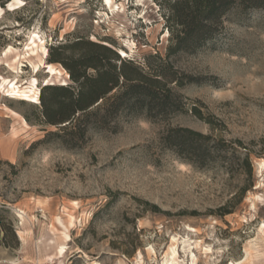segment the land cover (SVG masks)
<instances>
[{"label": "rangeland", "instance_id": "obj_1", "mask_svg": "<svg viewBox=\"0 0 264 264\" xmlns=\"http://www.w3.org/2000/svg\"><path fill=\"white\" fill-rule=\"evenodd\" d=\"M171 1L0 2V264H264V8L235 9L203 47L170 53ZM90 41L162 75L184 109L74 133L48 123L43 88L77 92L69 68L97 52ZM179 126L220 149L199 165L167 148Z\"/></svg>", "mask_w": 264, "mask_h": 264}, {"label": "trees", "instance_id": "obj_2", "mask_svg": "<svg viewBox=\"0 0 264 264\" xmlns=\"http://www.w3.org/2000/svg\"><path fill=\"white\" fill-rule=\"evenodd\" d=\"M0 2L4 5L9 2ZM253 8H264V0H173L167 14L168 28L172 33L170 53L194 52L212 40L221 30L224 18L233 10L242 12ZM77 40L76 44H81ZM96 53L80 56L75 68H69L72 79L79 84L78 91L65 84H46L43 93L52 91L53 98L42 96V113L50 124L68 122L61 128L70 133L85 131L89 123L108 127L109 121L123 111L144 113L154 118L166 117L184 109L180 94L168 87L160 74L144 71L128 56H120L110 46L90 41ZM113 59L121 61V70L111 66ZM51 61H56L53 58ZM88 68L96 73L89 75ZM172 81L182 84L175 76ZM122 79V81H120ZM190 77V81L194 80ZM116 90L114 94H110ZM195 115L202 116L197 106L192 108ZM209 122H211L209 120ZM84 134V132H82ZM167 148L193 160L199 165L213 157L220 147L212 136L189 127H170L161 137ZM239 146L243 143L239 141ZM244 161L250 164V153L244 154Z\"/></svg>", "mask_w": 264, "mask_h": 264}, {"label": "bare ground", "instance_id": "obj_3", "mask_svg": "<svg viewBox=\"0 0 264 264\" xmlns=\"http://www.w3.org/2000/svg\"><path fill=\"white\" fill-rule=\"evenodd\" d=\"M103 3L109 7L110 11L114 12L116 10V6L114 5V0H104ZM107 14H109V12ZM121 52L123 56H127V51L121 50Z\"/></svg>", "mask_w": 264, "mask_h": 264}]
</instances>
